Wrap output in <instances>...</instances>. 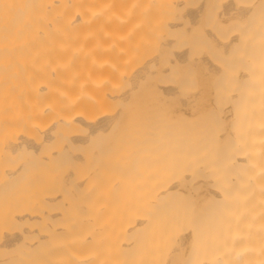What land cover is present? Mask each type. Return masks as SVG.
I'll return each instance as SVG.
<instances>
[{"label":"bare ground","instance_id":"bare-ground-1","mask_svg":"<svg viewBox=\"0 0 264 264\" xmlns=\"http://www.w3.org/2000/svg\"><path fill=\"white\" fill-rule=\"evenodd\" d=\"M0 264H264V0H0Z\"/></svg>","mask_w":264,"mask_h":264}]
</instances>
